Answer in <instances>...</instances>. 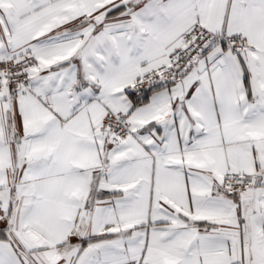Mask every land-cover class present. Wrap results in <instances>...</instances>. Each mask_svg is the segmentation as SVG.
I'll list each match as a JSON object with an SVG mask.
<instances>
[{"label":"snow or ice","instance_id":"6c2138e0","mask_svg":"<svg viewBox=\"0 0 264 264\" xmlns=\"http://www.w3.org/2000/svg\"><path fill=\"white\" fill-rule=\"evenodd\" d=\"M0 264H264V0H0Z\"/></svg>","mask_w":264,"mask_h":264}]
</instances>
